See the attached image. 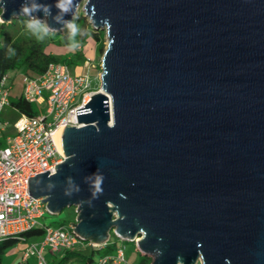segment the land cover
<instances>
[{
  "label": "water",
  "instance_id": "obj_1",
  "mask_svg": "<svg viewBox=\"0 0 264 264\" xmlns=\"http://www.w3.org/2000/svg\"><path fill=\"white\" fill-rule=\"evenodd\" d=\"M24 2L3 0L0 22ZM39 2L51 30L81 7L107 48L80 125L52 135L65 159L26 192L150 264H264V0H76L61 22Z\"/></svg>",
  "mask_w": 264,
  "mask_h": 264
},
{
  "label": "built area",
  "instance_id": "obj_2",
  "mask_svg": "<svg viewBox=\"0 0 264 264\" xmlns=\"http://www.w3.org/2000/svg\"><path fill=\"white\" fill-rule=\"evenodd\" d=\"M23 82V99L43 105L45 111L34 115L21 112L13 123L14 134L0 147V241L21 237L23 232L41 227V241L25 248L19 264L31 255L36 257V264H50L43 255L44 250L57 254L83 245L84 241L75 234L71 223L52 226L40 221L48 212L46 203L26 192L27 178L46 171L53 173L55 165L65 159L56 150L52 135L62 125H80L76 110L83 108L95 91L91 89L88 73L72 75L69 66L62 62L49 63L40 75L27 77ZM8 83V77L3 76L0 80V113L10 103ZM107 263L128 264L121 248L98 260V264ZM198 264H202L201 261Z\"/></svg>",
  "mask_w": 264,
  "mask_h": 264
},
{
  "label": "trees",
  "instance_id": "obj_3",
  "mask_svg": "<svg viewBox=\"0 0 264 264\" xmlns=\"http://www.w3.org/2000/svg\"><path fill=\"white\" fill-rule=\"evenodd\" d=\"M1 12V10H0ZM23 16L12 18L9 21L0 22V80L3 76L8 77V84L11 86L17 74L24 73L25 79L27 77H36L40 75L51 62H62L68 66L77 64L79 62L86 61L83 51V43L89 36L94 40L99 42L101 39L100 35L102 32L100 30H95V28L88 24V30L81 27L85 33L83 36H77L76 41L79 47L75 50H70L68 48V31L66 27L59 30H53L54 34L50 35L43 41H37L33 36L27 35L28 33L23 26ZM63 32H60L62 31ZM53 41H60L63 50L60 53H51V51L46 50V42L52 43ZM14 49V54L9 52V49ZM98 53H102V47L97 46ZM12 106L16 108L19 112L34 115L36 110L32 103H28L22 97H18L16 100L10 101ZM69 222V221H68ZM68 222L58 221V225H62ZM43 229L41 227H36L34 229L23 232L21 237H8L0 241V250L3 251L4 248L12 245L16 241L26 240L29 236H35L37 234H42ZM120 248L115 242H106L101 245H90L84 242L83 245H78L75 248L62 251L57 254L59 259L56 263L52 264H98V260L101 257L114 254L116 250ZM95 252L98 253V258L95 259ZM151 259L145 256H139L140 263H149ZM51 264V263H50Z\"/></svg>",
  "mask_w": 264,
  "mask_h": 264
},
{
  "label": "rangeland",
  "instance_id": "obj_4",
  "mask_svg": "<svg viewBox=\"0 0 264 264\" xmlns=\"http://www.w3.org/2000/svg\"><path fill=\"white\" fill-rule=\"evenodd\" d=\"M77 17V24L79 27L84 28L88 30V33L90 34V30L88 29V24H90L89 19L84 16L82 8L79 7L77 13L75 14ZM95 30H100L102 34L100 35L101 39H99V42L97 40H94L90 36L86 38V40L83 43V53L86 58V61L84 62H79L74 65L69 66V72L72 75H79L80 73H88L90 76L91 80V89L93 91H98L100 88V81L99 79H96V73L98 71V78L101 73V57L107 48V38L105 37V32L104 30L101 29H95ZM60 32H63L60 31ZM27 35H30L29 33ZM46 50L51 51V53H60L63 50V46L60 41H53L52 43L46 42ZM102 47L103 52L98 53L97 51V46ZM96 66V67H95ZM8 109L10 108L9 106H6ZM33 107L39 114H43L45 109L44 106H39L36 103L33 104ZM7 117V115H6ZM10 123L14 125L15 119L12 116H8ZM15 120V121H14ZM75 214V207L74 206H68L62 209V211L58 214H51L49 212H46L43 216V218H40V221L46 225H52V226H58V221H63V222H72L73 216ZM68 222V223H69ZM67 224V223H65ZM42 234H37L33 240H37L42 238ZM107 242H115L118 247H120L123 250L124 257L130 262L131 264H140L139 261V252L136 250L135 244L129 240H122L119 237L116 236V234L111 231L110 232V240ZM32 244V243H31ZM96 245V244H95ZM13 247L12 245L10 247L4 248L5 250L3 251V254L1 256V261L0 264H17V258L14 254V252L11 250ZM44 255V254H43ZM98 253L95 252L94 258H98ZM126 260V261H127Z\"/></svg>",
  "mask_w": 264,
  "mask_h": 264
},
{
  "label": "clouds",
  "instance_id": "obj_5",
  "mask_svg": "<svg viewBox=\"0 0 264 264\" xmlns=\"http://www.w3.org/2000/svg\"><path fill=\"white\" fill-rule=\"evenodd\" d=\"M0 3H3V0H0ZM54 7L58 10L54 19L57 22L63 21L64 16L72 14L76 7V0H55ZM41 12L45 16L52 14V6L44 3H40L39 0H25L21 4L19 9V15L23 16V26L27 33L33 36L37 41H43L50 35L54 34L53 30L42 21L37 16H34V13ZM77 17L74 15L73 19L70 21H64V26L68 31V48L70 50H75L79 47L78 42L76 41L77 36H83L85 33L77 24ZM11 54H14V49H9ZM104 177L101 174H94V180L92 186L94 188L93 196L103 191L102 184Z\"/></svg>",
  "mask_w": 264,
  "mask_h": 264
},
{
  "label": "crops",
  "instance_id": "obj_6",
  "mask_svg": "<svg viewBox=\"0 0 264 264\" xmlns=\"http://www.w3.org/2000/svg\"><path fill=\"white\" fill-rule=\"evenodd\" d=\"M95 76H96V79H99L97 77L98 71H97ZM23 81H25V74L24 73L17 74L15 79H14L13 84L10 86L9 101L16 100L18 97H20L22 95V89H23V85H24ZM6 106H9L10 108L8 109ZM6 106L3 107V109L0 113V121H1L0 122V147L4 146L6 138L10 135L12 136V134H14V132H15L14 126L10 123L8 116H12L15 120H17V118L19 117V115L21 113L18 110H16V108L14 106H12L11 104L6 105ZM6 115H7V117H6ZM73 217L74 218H73L72 222L70 221L67 224H70V223L73 224L76 221V217H77L76 209H75V214ZM35 237H36V235L31 236V237L29 236L28 238H26V240H19V241H16L15 243L12 244L13 248L11 250L14 252V254L17 258V264H19L21 262V258H22V255H23L25 248L28 245H30L31 243L32 244L33 243L38 244L42 239V238H40L37 240H33V238H35ZM109 240H110V236H109ZM84 242L93 243V242H90V240H88V241L84 240ZM10 246H8V247H10ZM3 251L0 250V261H1V256L3 254ZM43 254H44V257L46 258V261H48L51 264L56 263L59 259V255H52L47 250H44ZM125 260H127V259L125 258ZM126 262H128V260ZM150 262H151V260L149 261V263H140V262L139 263L140 264H150ZM23 264H36V257L34 255L29 256ZM107 264H114V263H107ZM128 264H131V263L128 262ZM136 264H138V263H136Z\"/></svg>",
  "mask_w": 264,
  "mask_h": 264
}]
</instances>
